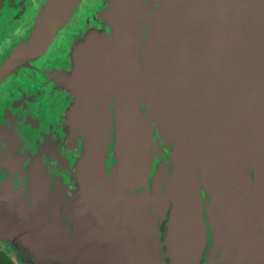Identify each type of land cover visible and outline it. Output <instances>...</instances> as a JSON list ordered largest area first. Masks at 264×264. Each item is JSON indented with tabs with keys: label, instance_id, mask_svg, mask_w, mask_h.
Listing matches in <instances>:
<instances>
[{
	"label": "water",
	"instance_id": "95a60500",
	"mask_svg": "<svg viewBox=\"0 0 264 264\" xmlns=\"http://www.w3.org/2000/svg\"><path fill=\"white\" fill-rule=\"evenodd\" d=\"M0 245L264 264V0H0Z\"/></svg>",
	"mask_w": 264,
	"mask_h": 264
},
{
	"label": "trees",
	"instance_id": "16d2710c",
	"mask_svg": "<svg viewBox=\"0 0 264 264\" xmlns=\"http://www.w3.org/2000/svg\"><path fill=\"white\" fill-rule=\"evenodd\" d=\"M0 264H19V263L7 251V249L0 246Z\"/></svg>",
	"mask_w": 264,
	"mask_h": 264
},
{
	"label": "rangeland",
	"instance_id": "374dc122",
	"mask_svg": "<svg viewBox=\"0 0 264 264\" xmlns=\"http://www.w3.org/2000/svg\"><path fill=\"white\" fill-rule=\"evenodd\" d=\"M13 257L14 259L19 263V264H23V262L21 261V259L19 257H17L18 255L16 253L10 252L9 250H7Z\"/></svg>",
	"mask_w": 264,
	"mask_h": 264
},
{
	"label": "flooded vegetation",
	"instance_id": "af4514ba",
	"mask_svg": "<svg viewBox=\"0 0 264 264\" xmlns=\"http://www.w3.org/2000/svg\"><path fill=\"white\" fill-rule=\"evenodd\" d=\"M1 246V245H0Z\"/></svg>",
	"mask_w": 264,
	"mask_h": 264
}]
</instances>
